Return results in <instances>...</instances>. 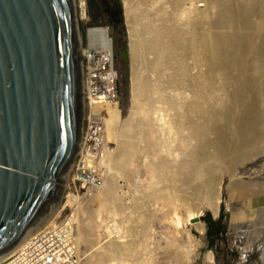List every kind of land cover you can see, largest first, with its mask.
Instances as JSON below:
<instances>
[{
  "label": "bare ground",
  "instance_id": "1",
  "mask_svg": "<svg viewBox=\"0 0 264 264\" xmlns=\"http://www.w3.org/2000/svg\"><path fill=\"white\" fill-rule=\"evenodd\" d=\"M155 1H124L126 21L129 22L131 31L133 64L139 62L138 60L141 58L143 59L147 53H153V60L146 58L141 60V62L149 64L156 70H163V67L168 64L174 65V69L168 72V77H165L168 78L169 82L181 84L185 86V89L187 88V93H182L184 95L180 97L181 100L171 99V103L176 106L174 110H177V114L175 113L176 115L174 116L175 124L180 127L184 123L189 122L190 135L193 139L195 138L196 142L187 141L186 143L183 142L184 139L181 142L182 145L180 144L181 149L179 150L181 152H179V158L176 156V159H171L165 155L159 159L151 160L148 158L150 160L144 162L143 168L151 175L152 179L150 183L148 181V187L139 194L140 196H134L133 202L135 205H139L142 200L151 197L153 194H158L159 187L153 181L156 180L154 177L157 175V179L160 180V176L162 179L166 171L170 170L168 168L175 166L176 172L172 171V180L178 176L192 188L194 195L197 194L190 201H183V204H181L187 213L186 216L182 217V221L192 223L196 231L203 235L206 233V225L200 220L202 207H208L215 216L220 213L223 182L219 172L224 170L233 174L238 163L253 155L257 149L260 150L261 146L264 147V0H206L204 8L199 7V2L197 6V0H168L174 12L182 7L188 14L177 19L170 13L171 16L168 15L170 10L167 12L163 11L157 14V18L162 20L161 24L152 25L147 18L143 20L144 11L142 12L141 10V3H146L147 5V3L154 4ZM72 3H74L71 8L75 43H77L79 55L88 57L92 62L96 61V64H102L106 60L110 61L112 59V49L107 28L93 27L88 29L89 46L95 51V53H90L89 50L91 48L85 49L82 44L83 35L80 28L82 21L90 19L87 0H70L71 5ZM168 44L169 51H167ZM178 48L181 53L175 54L173 50ZM189 57H192L194 61L190 62L188 60ZM191 63L196 68L193 72H189ZM79 65L83 68L81 61L77 62L78 67ZM77 70L79 74L78 94L81 104L86 90V80L82 69ZM111 74H114L113 69H111V72L105 73L103 79L109 81ZM147 77L134 66V104L130 116L126 119H122L121 110L116 103L109 102L105 106L99 105L93 108L96 111H100L107 107L110 113V119L106 120V134L103 137L104 148H102V151L104 150L106 154L103 153V159H100L105 160L103 164H106L105 173L107 175L103 178L102 185H97V187H100V192L94 194V198L91 197L93 201H96V210L98 211H101L104 204L107 203V194L113 191L111 190L112 185H110L111 183L109 184L107 178L110 173L113 176L118 171H112V169L116 167L120 168L124 173L128 171H134L133 173H135L141 165L135 164L129 167L130 162L128 164V161L138 157L145 149V144L142 145V142L145 141L146 145L151 149L155 147V143L157 144V142L154 143L155 130L157 128L153 126L152 116H150L151 104L154 101L151 94V85L153 84ZM219 78H221V81ZM88 87H90L89 80L87 83ZM179 94L176 96H179ZM80 106L83 107V103ZM171 116L170 118H173ZM82 118L80 116L79 133L77 132L78 139L74 149L76 154L81 151L82 147L80 138ZM170 118L165 120L168 123L165 122V125H168L167 128L170 124L173 125ZM122 126L124 130L121 131L120 128ZM107 139H116L118 142L117 149L113 150L115 151L113 155V151H108L107 147L105 148ZM256 146L259 147L255 149ZM248 151H250V154H245ZM90 156L85 155L84 163L83 160H80L79 169L89 173H96L97 170L99 173V170L92 166L93 158ZM111 156L113 158H110ZM237 156L238 158H235ZM72 159L71 169L75 165V158ZM100 164L102 165L101 162ZM100 164H98V167ZM66 168L61 175V179L63 183H71L75 181V175L71 177V169L67 172ZM128 174L131 175L132 173ZM112 176L111 178L113 179ZM169 180L172 181L171 179ZM60 186L62 188L60 187L61 190L55 196H59L61 199L59 194L62 193L64 184ZM252 191L253 189L249 190V192ZM259 191H262L261 188ZM160 193L162 194L161 191ZM160 193L159 195L161 196ZM87 194L79 196L68 193V201L85 202ZM56 197H54L53 202L51 201L52 204H49L50 206L47 208V210L50 207L52 209L50 208V210L46 211L47 213L38 223L25 231L12 245L0 252V260L6 258L31 235L53 221L52 218L56 217V212L59 209L58 203H54L55 199H57ZM76 203L75 205L77 206L78 203ZM86 210H89L87 213L91 214L90 217L94 216L93 212L95 209L93 207L85 209V207L81 206V203L77 208L73 207V213L68 216L69 224H73L76 249L82 264H85V261L80 254V245L83 241L93 243L96 238V225L92 222V219H85ZM103 223L101 224L103 225ZM174 224L176 226L175 230L186 234L190 242L193 243L189 245L190 250L185 249V244L178 247L179 249H175V253L178 255L175 264H191V258H196L195 254L199 255L195 251L198 250L201 241L194 234L186 233L185 230L181 229V222L176 220ZM91 235L94 237L91 238ZM98 236L97 234V238ZM118 238L114 240L109 238L107 241H110H105L106 244L105 242L100 244L98 240L100 245H97L95 249L98 257L106 255L110 257L117 256L116 252L118 251L130 252L129 245ZM94 244L90 245V247H93ZM206 258L213 262V252H208ZM136 263L134 260L131 263L129 261L124 263L121 259L117 260V262L112 261V264Z\"/></svg>",
  "mask_w": 264,
  "mask_h": 264
},
{
  "label": "rangeland",
  "instance_id": "2",
  "mask_svg": "<svg viewBox=\"0 0 264 264\" xmlns=\"http://www.w3.org/2000/svg\"><path fill=\"white\" fill-rule=\"evenodd\" d=\"M105 1L107 0H87L90 19L82 21L80 24L81 33L83 35L82 44L85 49H88L89 47L91 48L90 50H94L89 46L88 29L93 27H108L107 30L109 32L112 49V59L110 60L109 66L112 67L115 73V86L117 89L116 100L112 103H116L120 108L123 120L130 116L134 104V66L141 73H143L145 77L148 76V80L152 82L151 84H153L151 85V94L153 95L154 101H152L151 104L150 116H152L153 126L157 128V130H155L156 135L154 136V143L157 142V144L155 143V147L151 149L148 145H146L145 141L142 142V145L145 144V149L143 148L144 150L140 155H138V157L128 161V164L130 162L129 167L135 164H139V166L141 165L135 173H133L134 171L124 173L120 168L118 169L116 167H112V171L117 170L118 173H115L113 176L112 173H110L109 177H106L109 184L111 183V190L113 191L106 196L107 203H105L106 205L104 204V210H96L97 203L91 198L94 194L100 192V187H93L90 183L85 181L83 188L82 180L75 179V181L71 183H63L61 179L59 184H64L63 191L59 194L61 195V199L59 196L56 197L61 190V186H59V189L56 192L57 194H55L56 196L54 195L51 199L53 202L54 197H56L57 199H55L56 201L54 200V203H58L59 205L56 217L52 218L53 221H60L67 215H70V213L73 212V207L77 208L80 206V203L82 207H85V209L89 207H93L95 209L93 212L94 216L92 217H90L91 214L87 213L89 210H86L85 212V219H92V222L96 225L95 242L93 241V243H89L88 241H83L80 245V254L84 259L85 264H112V261L117 262V260L120 259L123 260L124 263H128V261L131 263L134 260L137 262L136 264H175L178 257L175 253V249H179L178 247L185 244V249L190 250L189 245L192 243L186 234L175 230L176 226L174 222L176 220L181 222V229L185 230L186 233L189 232L190 234H194L201 241L198 250L195 251V253H198L199 255L197 256V254H195L196 258H191V264H264V147L262 146V150L257 149L259 146H256L255 149H257V151H252L254 152L253 155L247 157L243 162L238 163V165L235 166L233 174L232 172L224 170L219 172L223 182L220 213L218 217H215L212 210L206 206L202 207L200 220H202L206 225V233L203 235L196 231L195 226L192 223L182 221V217L184 215L186 216L187 213L184 206L181 204H183V201H190L197 194L194 195L192 188L178 176L176 179L172 180V171L176 172L175 166L171 168L169 167L168 169L170 170L166 171L165 176H162V179L161 176L159 177L160 180L157 179V175L154 177L156 180L153 181H155L156 185L159 187L158 192H162V194L160 193L161 196L159 193L155 195L153 194L151 197L142 200L139 205H135L133 202L134 198L138 197V195L148 187L152 179L151 175L143 168L144 162H147L150 159H159L164 155L171 159H174L176 156L179 158V152H181L179 149H181L182 145L181 142L184 139L185 140L183 142L186 143L187 141L193 143L196 142V140L190 135L189 122L184 123V125L180 127L175 124L176 120L174 119V116L177 114V110H174L176 109V106L171 103V99L181 100L180 97L184 95L182 94L183 92L187 93V88L185 89V86L181 84H175L174 82L172 83L168 81V72H171L174 69V65L168 64L163 67V70H156L149 64H143V62H141V60L146 58L153 60V53H147L143 59L141 58L138 60L139 62L133 64V56L131 53V31L129 22L126 21L125 0H120L123 10L122 21H119L116 17H111V15L106 12L103 8ZM108 1H110V4L113 3V0ZM167 1L168 0H156L154 4L147 3V5L146 3H141V10L142 12L144 11L142 15L143 20L147 18L148 22L152 25H159L162 20L157 18V14L163 11L167 12L170 10L168 11V15L171 16L170 14H172L177 19L185 17L188 14L182 7L174 12V10L171 9L172 6L169 4V1ZM198 2H204L203 6H199L204 8L206 0H197V6ZM71 6H74V3H72ZM168 47L169 44L167 46V51L170 50ZM124 49H126V52H123ZM76 50L78 56L77 62L79 63L81 61L83 64V68L79 65L77 69H82L83 76L86 78L87 58L79 55L78 46H76ZM173 51L175 54L181 53L179 48ZM180 56H178V58H180ZM188 60L190 62L194 61L192 57H189ZM195 70L196 68H194L192 64L189 68V72H193ZM219 80L221 81V78H219ZM177 94H179V96H176ZM82 102H84L83 98ZM88 112L89 109L86 111L85 108V113L88 114ZM99 112H101V115L105 116L106 120L110 119V113L107 107L106 109H101ZM81 113V116L83 117V127L84 110L83 112L81 110ZM170 116L173 118H170ZM168 118L172 120L170 121L173 122V125L170 124L167 128L168 125H165L167 123L165 120ZM86 122L87 121L85 119V125H87ZM120 129L121 131L124 130L123 126ZM117 145V140L112 139L106 141L105 148L107 147L108 151H113L117 149ZM250 151L245 154H250ZM114 152L115 151L112 152V155ZM103 153H105L104 150L102 151V154ZM71 156L75 159L78 157L76 151L75 153L73 152ZM72 158H70L71 161L67 166L68 169L66 168L67 172L71 169L70 166L72 165ZM110 158H113V156ZM235 158H238V156ZM75 159L74 162L76 163ZM100 159H103V157L96 158L94 162L101 175L98 186L102 185L104 180L103 178L107 175L105 173L107 168L105 167L106 164H103L105 163V160ZM98 164H100V168L98 167ZM75 172L76 169L72 168L70 171L71 177ZM128 173L132 174L129 175ZM170 182H173V184ZM236 182L238 183L236 184ZM232 186H234L232 188L233 190L231 189ZM260 188L262 191H259ZM250 189H253V191L249 192ZM68 193H73L79 196L86 193L88 194L87 198H85V202L78 203V201L77 204L75 201H68ZM51 201L50 204H52ZM50 208L48 210H50ZM141 216L143 220L141 219ZM210 217L214 220L221 218V223L224 225V231L222 233L220 231H216L214 228H210L207 224ZM102 222H104L103 225L101 224ZM97 234L99 235L98 238ZM90 237L93 238L94 236L91 235ZM109 238L110 240H114L115 238L122 239V242L129 245L130 252L118 251L116 252L117 256L110 257L109 255H106L98 257L97 250H95L97 245L103 244L102 242L107 241ZM98 240L100 241V244H98ZM92 244H94V246L90 247ZM210 251L213 252V262L208 259L210 261L209 262L206 258L208 252Z\"/></svg>",
  "mask_w": 264,
  "mask_h": 264
},
{
  "label": "water",
  "instance_id": "3",
  "mask_svg": "<svg viewBox=\"0 0 264 264\" xmlns=\"http://www.w3.org/2000/svg\"><path fill=\"white\" fill-rule=\"evenodd\" d=\"M76 52L70 0H0V252L43 218L70 163Z\"/></svg>",
  "mask_w": 264,
  "mask_h": 264
},
{
  "label": "built area",
  "instance_id": "4",
  "mask_svg": "<svg viewBox=\"0 0 264 264\" xmlns=\"http://www.w3.org/2000/svg\"><path fill=\"white\" fill-rule=\"evenodd\" d=\"M203 4L200 2L199 6ZM89 52L95 53L94 50ZM86 58V90L83 98L84 125L80 137L82 147L81 151L77 153L78 157H76L73 167L76 169L75 179L83 181V188L85 181L96 187L101 178L100 172L98 173L97 170L96 173H89L78 167L80 160H83L85 155H91L94 168L96 167L95 159L102 157L106 118L93 108L99 105L105 106L107 103L115 101L117 97L115 73L111 74L109 81L103 79L105 73L111 72L110 61L106 60L102 64H96V61L92 62L88 57ZM88 80L90 87L87 88ZM85 108L86 111L89 109L88 114L85 113ZM85 119L87 125H85ZM68 216L60 221L55 220L49 223L31 235L15 251L0 260V264H82L76 249L73 224H69Z\"/></svg>",
  "mask_w": 264,
  "mask_h": 264
},
{
  "label": "trees",
  "instance_id": "5",
  "mask_svg": "<svg viewBox=\"0 0 264 264\" xmlns=\"http://www.w3.org/2000/svg\"><path fill=\"white\" fill-rule=\"evenodd\" d=\"M103 8L107 13H109V15H111V17H116V19L122 21L123 10L120 0H113L112 4H110V1L107 0L103 4ZM123 52H126V49H124ZM207 224L210 226V228H214L216 231H220L221 233L224 231V225L221 223V218L214 220L212 217H210V219L207 221Z\"/></svg>",
  "mask_w": 264,
  "mask_h": 264
}]
</instances>
